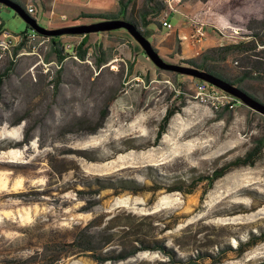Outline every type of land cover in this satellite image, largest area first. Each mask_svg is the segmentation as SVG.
<instances>
[{
	"label": "rangeland",
	"instance_id": "374dc122",
	"mask_svg": "<svg viewBox=\"0 0 264 264\" xmlns=\"http://www.w3.org/2000/svg\"><path fill=\"white\" fill-rule=\"evenodd\" d=\"M23 1L34 7L35 19L47 28L75 25L72 18L80 11L117 9L116 0ZM165 3L160 18L170 13L172 29L163 28L147 39L170 63L195 56L218 36L220 43L245 38L264 15V0ZM192 15L205 24L200 42L190 36ZM0 21L12 38L32 31L2 4ZM116 32L123 36L127 31ZM34 34L42 45L18 48L13 70L0 88V264H173L170 254L151 248L125 259L96 262L93 255L68 245L80 229L98 233L101 256L138 247L135 238L140 237L148 245L164 243L178 257L221 252L217 263L202 255L196 264H251L264 258V241L241 255L220 250L234 248L249 231L264 227V149L255 165L232 169L204 195L203 182L191 193L164 188L136 193L126 182L112 184L129 180L152 185L155 177L189 181L194 171L208 173L245 155L260 134L255 122H246L245 108L216 111L192 98L196 78L176 77L185 82V90L180 87L185 103L153 146L156 125L177 97L175 92L169 99L174 78L169 71L151 69L148 80L129 75L128 62L120 56L128 55L125 39L113 59L100 67L92 51L83 60L72 55L58 62L47 55L49 39ZM78 40L63 37L65 50L71 51ZM9 59L0 53V72ZM227 66L235 68L234 61L228 60ZM249 83L261 87L262 95L264 83ZM107 237L110 242L103 246Z\"/></svg>",
	"mask_w": 264,
	"mask_h": 264
},
{
	"label": "trees",
	"instance_id": "16d2710c",
	"mask_svg": "<svg viewBox=\"0 0 264 264\" xmlns=\"http://www.w3.org/2000/svg\"><path fill=\"white\" fill-rule=\"evenodd\" d=\"M8 1L14 3L19 8L28 13L26 10L27 2L23 0ZM44 3L45 2H42L43 7ZM117 5L118 6L115 11H80L75 17L72 18V20L76 21L79 18H90L99 21L113 18H122L128 22L133 23L137 27V29L147 38H149V36L160 34L163 28L167 31H170L172 29L165 28L162 25V20L160 18L161 14L166 9L165 0H117ZM30 15L34 16L35 11ZM168 15L171 14L169 13ZM0 24L3 25V22H1ZM252 30L253 31H251L250 34H247L243 39H240L238 41L222 42L217 45L205 47L195 56L179 57V62L184 65H190L201 70L208 71L209 73L217 77L227 80L241 88L251 97L264 103V91L262 92V95L258 92V90H261L262 88L256 87L254 86V84L249 83V80L252 79L260 83H264V15L260 20L257 21L256 27ZM116 31L117 30L92 32L87 34H64L59 36H49V52L47 55L49 56V54H51L57 59L58 62H61V60H63L65 57L72 55H76L79 57V59L83 60L85 59L87 52L92 51L94 53L95 66L100 67L101 65L113 59V55L117 52L118 49L116 47H118V44L124 45L125 43L123 39H125L127 45L124 46L125 48H127L128 55L124 53L120 56L124 57L128 62L126 69L129 75H140L148 80L151 77V69L157 71L161 70L155 67L152 62L148 63L149 59L146 57L144 51L128 32H124L125 34L122 33V36L121 33ZM112 35H116L119 38L113 39L111 37ZM65 36H74L79 38L76 44L71 47V51H67L64 48L62 38ZM190 36L194 41H196V36L192 28ZM151 44L153 48L156 49L153 40L151 41ZM19 47L20 45L14 47L13 51H10V54L9 52H6V55H8L10 59L4 66L3 70L0 72V88L4 79L13 70L15 61L13 60L12 56L16 54V51ZM177 51H179L178 48L177 50H175V52ZM140 53L142 56L144 54L145 57L140 56ZM168 55L174 56L173 53H169ZM138 57L140 59H138ZM47 59L48 57H46V60ZM230 59L233 60L235 64V68L233 69L228 68L227 66L228 60ZM246 59L251 60L252 63H249ZM169 72L174 77L172 80L173 90L169 95V99L173 97V94L175 92L177 93V97L167 104L163 116L160 118L156 125L155 136L153 137V140L151 142V145L153 146L158 144L163 133H165L170 118L175 113L181 111V108L184 106V91L181 90L180 87L185 90V82H183L181 78L176 79V77H188L194 79V77L188 75H182L180 73L172 71ZM175 88L180 89L182 92L175 91ZM237 102L239 103V100ZM237 106H241L246 109L245 118L248 124L255 122V126L258 125V127L260 128V134L254 136V144L252 145L251 149L246 152L245 155L235 157L223 164H220L219 166H215L208 173L194 171L189 176V181L185 180L184 178H172L171 180L165 181L163 179H160L159 177H155L154 183L152 185H137L136 183L133 184L132 181L130 182L129 180H118L117 184L113 182L112 184L114 186H119V184L124 185V183L126 182V185L131 187V189L136 193L138 191L146 190L156 191L162 188H164L167 192L179 191L191 193L196 187L197 183L203 182L205 183V187L203 189L202 195H204L209 186H211L215 182V180L222 177L232 169L242 166L255 165L256 161L262 157V151L264 149V115L250 109L242 103H239ZM216 111L225 113L231 112L232 110L223 108ZM97 234L98 233H96V231H91L89 229H80L74 234L72 242L68 245L71 247H76L79 251L87 253L88 255H93L90 257H93L96 262L125 259L140 250H146L150 248L153 250H163L166 253L170 254L171 256L169 261H171L173 264H196V261L202 255H204L202 257H208L210 260H212V263H217L221 260L222 257L221 252H218L216 256L209 252H199L198 256L195 257H178L174 256V252L171 249L165 247L164 243L155 240L152 245H148L145 244L144 240L140 237L135 238V240L140 243V246L138 247L132 246L131 249L127 252L121 251L114 255L101 256L98 250L102 246H99L97 244L98 241H100V239L97 240L96 238ZM262 241H264V227H260L258 231H249L246 239L240 241L234 248L226 245L225 247H220V250L225 251L226 249H228V251H232L237 255H241L246 249ZM109 242V238H105L103 246L108 245ZM251 264H264V258Z\"/></svg>",
	"mask_w": 264,
	"mask_h": 264
},
{
	"label": "water",
	"instance_id": "95a60500",
	"mask_svg": "<svg viewBox=\"0 0 264 264\" xmlns=\"http://www.w3.org/2000/svg\"><path fill=\"white\" fill-rule=\"evenodd\" d=\"M0 3L11 8L21 16L27 26L36 33L43 36H59L64 34H87L92 32L112 31L117 29H125L133 39L140 45L146 57L152 64L161 70L172 71L182 75H188L196 79L204 80L217 88L225 91L239 100L240 103L246 105L250 109L264 115V103L251 97L245 91L231 82L217 77L208 71L199 68L184 65L181 63H170L165 61L160 54L153 48L151 42L144 36L137 27L122 18H113L107 20H99L91 23L75 24L67 26H58L47 28L40 25L34 16L26 13L14 3L8 0H0Z\"/></svg>",
	"mask_w": 264,
	"mask_h": 264
},
{
	"label": "built area",
	"instance_id": "2783aa9c",
	"mask_svg": "<svg viewBox=\"0 0 264 264\" xmlns=\"http://www.w3.org/2000/svg\"><path fill=\"white\" fill-rule=\"evenodd\" d=\"M26 10L29 14H32L35 11L32 5H28ZM168 14L169 13L165 12V18L163 19L162 25L165 28L170 29L172 28V24L167 20ZM189 21L195 33L196 41L200 42L204 37V22L200 18L193 15L189 16ZM4 28V25L0 24V32H2ZM34 33L36 32L33 30L31 32L23 31L22 33H19V37L9 38L8 40H0V53L10 52L15 46L19 45L20 48H23L25 45H29L32 49L35 48V45H42L35 42ZM211 86L214 85L204 80H195L193 83L192 98L202 104L210 106L214 110H220L223 108L233 110L235 107H237L239 104L237 102V98H235V100H225V91L224 95H213L211 94Z\"/></svg>",
	"mask_w": 264,
	"mask_h": 264
},
{
	"label": "bare ground",
	"instance_id": "6f19581e",
	"mask_svg": "<svg viewBox=\"0 0 264 264\" xmlns=\"http://www.w3.org/2000/svg\"><path fill=\"white\" fill-rule=\"evenodd\" d=\"M165 18V14L162 16V24H163V19ZM37 35H39L40 37L44 38V40H48L49 38L47 36H43L37 33ZM36 36V34H34V37ZM13 34L7 30V29H3L2 32H0V40H8L9 38H12ZM14 37H18V36H14ZM211 94L213 95H224V91H222L221 89L217 88L216 86H211ZM225 100H235V97L232 96L231 94L225 92Z\"/></svg>",
	"mask_w": 264,
	"mask_h": 264
},
{
	"label": "crops",
	"instance_id": "0c3cea01",
	"mask_svg": "<svg viewBox=\"0 0 264 264\" xmlns=\"http://www.w3.org/2000/svg\"><path fill=\"white\" fill-rule=\"evenodd\" d=\"M116 5H117V0H116ZM118 6V5H117ZM78 14V13H77ZM76 14V15H77ZM76 15H74V17L76 16ZM64 16V14H62V17ZM78 22L79 21H77L76 20V22H75V24H78ZM57 26H63V25H56V26H54V27H57ZM50 27H53V26H50ZM220 37L218 36V37H216L214 40H212L211 41V43H210V46H213V45H217V44H219L220 43Z\"/></svg>",
	"mask_w": 264,
	"mask_h": 264
},
{
	"label": "clouds",
	"instance_id": "9594fccd",
	"mask_svg": "<svg viewBox=\"0 0 264 264\" xmlns=\"http://www.w3.org/2000/svg\"><path fill=\"white\" fill-rule=\"evenodd\" d=\"M197 80V79H196ZM240 103V102H239Z\"/></svg>",
	"mask_w": 264,
	"mask_h": 264
}]
</instances>
